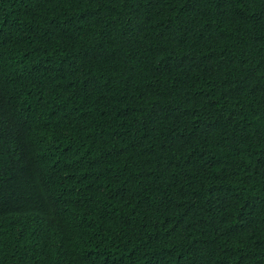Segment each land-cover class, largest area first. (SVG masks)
Masks as SVG:
<instances>
[{
  "label": "trees",
  "instance_id": "1",
  "mask_svg": "<svg viewBox=\"0 0 264 264\" xmlns=\"http://www.w3.org/2000/svg\"><path fill=\"white\" fill-rule=\"evenodd\" d=\"M0 264H264V0H0Z\"/></svg>",
  "mask_w": 264,
  "mask_h": 264
}]
</instances>
